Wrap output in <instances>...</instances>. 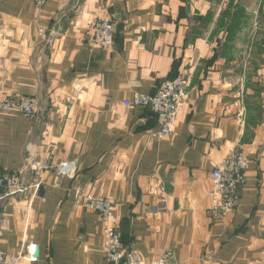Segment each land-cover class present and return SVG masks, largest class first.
Instances as JSON below:
<instances>
[{
	"label": "crops",
	"instance_id": "obj_1",
	"mask_svg": "<svg viewBox=\"0 0 264 264\" xmlns=\"http://www.w3.org/2000/svg\"><path fill=\"white\" fill-rule=\"evenodd\" d=\"M229 1L0 0V98L39 105L34 120L0 113V170L19 173L28 158L53 167L28 176L27 195L0 194V251L19 264H109L102 221L85 207L97 196L114 204L130 264L163 252L170 264H264V54L237 55L264 42L240 48L235 38L253 32L264 0L244 7L243 25ZM194 16L213 22L197 27ZM106 18L110 50L92 41L91 25ZM179 75L186 95L173 134L161 136L150 108L123 103ZM233 151L249 160L246 179L218 221L210 176Z\"/></svg>",
	"mask_w": 264,
	"mask_h": 264
},
{
	"label": "built area",
	"instance_id": "obj_2",
	"mask_svg": "<svg viewBox=\"0 0 264 264\" xmlns=\"http://www.w3.org/2000/svg\"><path fill=\"white\" fill-rule=\"evenodd\" d=\"M50 0H37L43 7ZM92 41L95 47L110 50L115 44V22L112 18L98 19L91 25ZM188 80L183 76L165 81L154 95L135 93L123 105L126 108H150L161 126V136H171L177 115L186 95ZM17 113L34 120L39 115V105L29 98H0V113ZM249 160L242 151H233L216 165L211 172L213 206L212 216L225 220L239 205L240 194L246 179ZM53 167L49 162L28 158L19 173H5L0 170V194L2 198L27 195L34 183L28 176L38 181ZM87 210L99 215L103 224V250L109 264H130L129 252L123 246L118 228L114 222V204L107 198L86 196ZM35 247L28 248L31 260H35ZM171 254L163 252L151 264H170ZM18 258H10L0 251V264H19Z\"/></svg>",
	"mask_w": 264,
	"mask_h": 264
},
{
	"label": "rangeland",
	"instance_id": "obj_3",
	"mask_svg": "<svg viewBox=\"0 0 264 264\" xmlns=\"http://www.w3.org/2000/svg\"><path fill=\"white\" fill-rule=\"evenodd\" d=\"M252 2H254V1H251V3ZM204 3L207 6L209 5V2H208V4L206 2H204ZM229 5L232 6L230 12L233 15L240 13L239 15L241 16V18H237V19H240V21L242 22L241 25H243V23L244 24L247 23L246 19L244 18V16H245V9H244V7L246 9H248V11H249L247 14H250V10L252 9V6H251V9H250V0H246V1L245 0H232V1H229ZM233 6H235V7H233ZM214 9H212L213 10L212 11L213 13H214ZM240 11H242V12H240ZM216 12L217 11H215V13ZM225 13H228L229 14L228 11L225 12ZM242 16H243V18H242ZM249 18H250V15H249ZM251 19L253 20V23H252L253 32L250 33V28L249 27H246L247 30L245 29L246 30V33L243 36L241 34H240V36H238V34L235 35L236 42L237 43L239 42L238 45H239L240 48H243L245 46L247 47L250 44V40H252L255 43L257 42L258 44H262L264 42V15H262V16L260 15L259 16L258 14H256L255 16H253V18H250L249 19V21H248L249 24H250V21H252ZM212 20H213V18L211 19V21ZM205 21L207 22V18H206ZM206 22H201V21L197 20V17L196 16H194L193 17L192 24H194V26H197V27H198L199 24H201L202 26H207V24H209V26H210V24L213 21L212 22H209V23H206ZM218 29L219 30L221 29L220 32H219V34H218L219 36L222 34V31L225 32V34H228L227 31L229 30V28H227V29L224 28L223 29V27L221 26V22L219 24ZM207 30L208 29H206L205 31H207ZM250 36H251V39H250ZM214 37H216V32L215 31L212 32L210 39H213ZM223 40H225V39H223ZM251 44H253V43L251 42ZM241 50H242V52L241 51L237 52V55H239V56H245V57L246 56H250L251 57V56H254L253 54H255L256 57H260L262 54H264V48H262L261 46H260V48H257V47L256 48H251L250 45H249L248 48L241 49ZM154 94H152V95H154Z\"/></svg>",
	"mask_w": 264,
	"mask_h": 264
},
{
	"label": "water",
	"instance_id": "obj_4",
	"mask_svg": "<svg viewBox=\"0 0 264 264\" xmlns=\"http://www.w3.org/2000/svg\"><path fill=\"white\" fill-rule=\"evenodd\" d=\"M38 256H39V250L36 249V251H35V258H37Z\"/></svg>",
	"mask_w": 264,
	"mask_h": 264
},
{
	"label": "trees",
	"instance_id": "obj_5",
	"mask_svg": "<svg viewBox=\"0 0 264 264\" xmlns=\"http://www.w3.org/2000/svg\"><path fill=\"white\" fill-rule=\"evenodd\" d=\"M237 19V17L236 16H234V20H233V22H234V25L236 24V20ZM237 25H239V23L237 24Z\"/></svg>",
	"mask_w": 264,
	"mask_h": 264
}]
</instances>
